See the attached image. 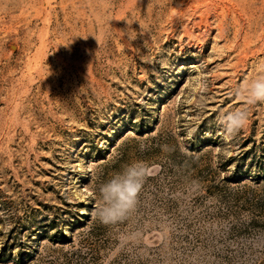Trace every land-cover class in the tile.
Listing matches in <instances>:
<instances>
[{
	"label": "rangeland",
	"instance_id": "rangeland-1",
	"mask_svg": "<svg viewBox=\"0 0 264 264\" xmlns=\"http://www.w3.org/2000/svg\"><path fill=\"white\" fill-rule=\"evenodd\" d=\"M262 69L264 0H0V264H264V103L217 123Z\"/></svg>",
	"mask_w": 264,
	"mask_h": 264
},
{
	"label": "clouds",
	"instance_id": "clouds-1",
	"mask_svg": "<svg viewBox=\"0 0 264 264\" xmlns=\"http://www.w3.org/2000/svg\"><path fill=\"white\" fill-rule=\"evenodd\" d=\"M234 95L243 98L245 106L223 111L217 116L218 125L229 137L247 127L250 106L264 103V69L255 77L241 83L235 89ZM148 175L146 166L141 162H134L115 174L101 185L94 216L106 225L126 220L137 208Z\"/></svg>",
	"mask_w": 264,
	"mask_h": 264
}]
</instances>
